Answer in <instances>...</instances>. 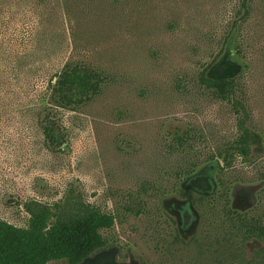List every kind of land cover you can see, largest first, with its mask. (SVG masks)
I'll return each instance as SVG.
<instances>
[{"label":"rangeland","instance_id":"rangeland-1","mask_svg":"<svg viewBox=\"0 0 264 264\" xmlns=\"http://www.w3.org/2000/svg\"><path fill=\"white\" fill-rule=\"evenodd\" d=\"M73 62L105 81L58 111L64 141L52 149L40 130L47 84ZM207 66L238 80L254 129V164L225 172L231 204L264 212V0H0V220L24 227L22 202L50 205L74 187L115 215L108 245L81 264L169 261L164 242L175 227L194 233L191 199L216 192L215 152L238 135L232 106L198 82ZM259 245L246 242L248 258Z\"/></svg>","mask_w":264,"mask_h":264},{"label":"trees","instance_id":"trees-1","mask_svg":"<svg viewBox=\"0 0 264 264\" xmlns=\"http://www.w3.org/2000/svg\"><path fill=\"white\" fill-rule=\"evenodd\" d=\"M244 7L245 4H242ZM207 67L198 74V82L218 100L229 103L238 116L237 137L217 149L215 157L221 165L215 173L218 189L212 194L195 195L191 199L198 213L194 233L185 240L176 229L165 244L164 264H264V212H240L231 206L229 187L223 182L225 172L236 159L254 164L250 112L242 99L237 98L236 78L213 79ZM103 73L87 64H65L54 73L47 84L45 106L40 118L44 142L52 149L63 144L64 136L57 113L63 109L81 107L102 90ZM178 145L188 140V133L174 138ZM214 157V156H211ZM186 174L189 173L185 172ZM140 199V194H130ZM130 201V200H129ZM126 210L139 216L143 204L131 201ZM28 215L26 226L17 227L0 220V264H47L64 260L67 264H81L87 257L109 243L105 235L115 223V215L104 212L87 202L81 192L70 187L63 197L44 204L30 199L21 203ZM172 224L174 221L170 219ZM256 239L261 246L248 258L245 244ZM163 244V245H164Z\"/></svg>","mask_w":264,"mask_h":264},{"label":"flooded vegetation","instance_id":"flooded-vegetation-1","mask_svg":"<svg viewBox=\"0 0 264 264\" xmlns=\"http://www.w3.org/2000/svg\"><path fill=\"white\" fill-rule=\"evenodd\" d=\"M231 206H232V204H231ZM193 207V206H192ZM233 207V206H232ZM234 208V207H233ZM234 209H237V208H234ZM195 210V209H194ZM238 211H240V212H243V211H246V212H251V214L253 213V210H255L254 208H241V209H237ZM198 222V221H197ZM174 224V223H173ZM197 225V224H196ZM176 226V225H175ZM177 227H175L174 229H176ZM196 228V227H195ZM177 230V232H178V229H176ZM178 234H179V236L181 237V235H180V233L178 232ZM192 235V234H191ZM182 238V237H181ZM252 240V239H251ZM254 240H256V239H254ZM261 245H259V247H260ZM259 247H257V248H259ZM256 248V249H257ZM246 249V248H245ZM255 250V249H254ZM253 250V251H254ZM246 251V250H245Z\"/></svg>","mask_w":264,"mask_h":264}]
</instances>
